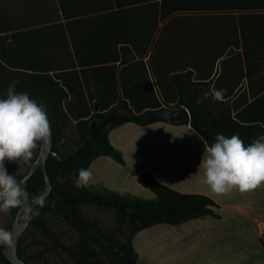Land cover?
<instances>
[{
	"label": "crops",
	"instance_id": "1",
	"mask_svg": "<svg viewBox=\"0 0 264 264\" xmlns=\"http://www.w3.org/2000/svg\"><path fill=\"white\" fill-rule=\"evenodd\" d=\"M229 2L236 5L207 7L208 0H0V61L12 69L52 74L68 93L64 106L73 126L121 101L135 113L156 110L170 104L161 93L165 69L160 44H224L218 33L207 30L223 21L217 14L237 16V39L239 16L251 14V57L264 67V0ZM177 26L186 35L175 38ZM197 27L199 38L192 34ZM180 71L173 68L169 76ZM167 81L170 86V77ZM242 90L250 98L251 123L264 125V68L252 75L251 84L245 79ZM200 137L187 124L119 126L110 140L126 164L109 156L96 158L88 187L151 199L154 193L139 181L150 170L163 184L207 196L218 205L219 217L157 224L139 232L134 238L139 264H264V184L244 193H212L199 169L205 151Z\"/></svg>",
	"mask_w": 264,
	"mask_h": 264
},
{
	"label": "trees",
	"instance_id": "2",
	"mask_svg": "<svg viewBox=\"0 0 264 264\" xmlns=\"http://www.w3.org/2000/svg\"><path fill=\"white\" fill-rule=\"evenodd\" d=\"M235 5L229 0H208L205 6ZM215 18L223 21H217L216 28L209 25L207 30L218 33L224 44H160L161 67L165 69L160 79L161 93H165L170 104L156 110L135 113L121 101L110 110L80 118L73 126L64 106L68 93L52 74L16 70L0 61V98H6L7 89L13 84L16 93H27L30 99L46 108L55 138L48 160L52 193L43 208H36L39 215H34L19 243V254L23 259L28 257L25 259L28 264L42 261L47 264V254L57 255L63 264H139L140 255L134 246L139 232L157 224L177 225L206 216L219 217L215 211L218 205L211 198L173 189L160 182L150 170L143 171L139 181L152 190L155 197L151 199L110 189L99 191L88 186L83 189L74 186L78 170L89 168L100 156L126 164L123 152L111 142L110 133L127 123L191 125L209 145L221 134L227 137L238 134L245 145L264 135V125L251 123L250 98L248 92L242 90L243 81L248 79L251 84L252 75L264 68L256 63V57H251V14L239 16L238 39L235 14L221 13ZM185 31L184 27L177 26L173 35L175 38L184 36ZM200 31L197 27L196 32H192L195 38L200 37ZM173 68L181 71L169 76ZM213 89L227 90L223 102H213ZM205 93H209L207 99ZM242 105L246 106L240 109ZM40 147L33 156L32 165ZM24 166V171H18L5 162L8 173L18 181L30 170ZM29 185L32 196L45 192L46 180L41 169ZM87 205L113 210L114 226L105 228L99 219L88 216L83 209ZM19 209H12V223ZM56 219L66 225L64 233L70 236L71 242L64 240L52 227L51 220ZM10 226L11 223L5 230ZM38 234L40 240L35 239ZM31 238L34 240L29 243ZM30 245H37L39 252L29 255ZM0 255L5 264H12L4 257L2 245Z\"/></svg>",
	"mask_w": 264,
	"mask_h": 264
},
{
	"label": "clouds",
	"instance_id": "3",
	"mask_svg": "<svg viewBox=\"0 0 264 264\" xmlns=\"http://www.w3.org/2000/svg\"><path fill=\"white\" fill-rule=\"evenodd\" d=\"M226 89H213V102H223ZM209 93L204 94L207 99ZM201 101L198 99L197 103ZM51 122L46 108L30 99L27 93H16L15 85L7 89L6 98H0V212L23 208L26 213L33 212L24 207L31 198L39 208L46 204V194L30 197L13 175L9 174L5 162H22L29 168L35 150L39 145L51 141ZM205 151L199 164L203 170V183L212 193L222 196L232 190L241 193L252 191L264 184V135L245 145L238 134L227 137L217 135L211 145L200 137ZM93 179L91 168H80L74 183L78 189L86 188ZM55 207V202H52ZM39 215V212H34ZM14 233L0 228V245L11 247Z\"/></svg>",
	"mask_w": 264,
	"mask_h": 264
},
{
	"label": "water",
	"instance_id": "4",
	"mask_svg": "<svg viewBox=\"0 0 264 264\" xmlns=\"http://www.w3.org/2000/svg\"><path fill=\"white\" fill-rule=\"evenodd\" d=\"M51 132L52 137L51 141L48 143L41 144L39 154L37 156V159L33 163L30 170L23 176V178L20 180L22 182L23 187L27 193H29L30 197L31 191H30V180L31 178L36 174V172L41 169L46 180V198L50 196L53 190V181L50 177L49 171H48V160L50 156L53 153V147H54V132L51 125ZM24 207H30L33 209V212L26 213L23 208H20L17 212L12 225L9 227L8 231H12L14 233L15 239L14 244L11 247H7L2 245V253L4 257L9 260L12 264H28L25 259H23L19 254V243L20 239L22 238L23 234L28 230L30 227L32 220L34 218V212L36 211V208L38 205H36L33 200L30 198Z\"/></svg>",
	"mask_w": 264,
	"mask_h": 264
},
{
	"label": "rangeland",
	"instance_id": "5",
	"mask_svg": "<svg viewBox=\"0 0 264 264\" xmlns=\"http://www.w3.org/2000/svg\"><path fill=\"white\" fill-rule=\"evenodd\" d=\"M40 146V145H39ZM38 146V148H39ZM38 148L35 150L34 155L37 153ZM18 171H24L25 166L22 162H8ZM84 211L87 213L88 216L91 218H97L100 220L102 226L105 228H112L114 226V211L113 210H106L100 209L96 206L87 205L83 207ZM12 225V210L9 212H0V228L6 229L9 225ZM52 227L63 237L64 240L67 242H71L70 236L65 235V231L67 229L66 225L61 219L51 220ZM36 240H40V235L38 234L35 238ZM34 239H29L28 242H32ZM35 240V241H36ZM39 252V248L37 245H30L28 254H34ZM28 257L26 256L25 259ZM45 258H48L47 264H63L62 259L55 254H47ZM0 264H5L2 256L0 255ZM40 264H46L45 261H42Z\"/></svg>",
	"mask_w": 264,
	"mask_h": 264
}]
</instances>
